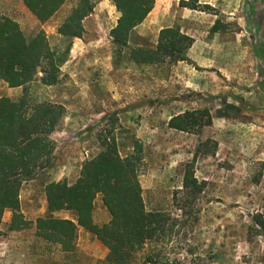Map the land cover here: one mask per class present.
Returning a JSON list of instances; mask_svg holds the SVG:
<instances>
[{
  "label": "rangeland",
  "instance_id": "374dc122",
  "mask_svg": "<svg viewBox=\"0 0 264 264\" xmlns=\"http://www.w3.org/2000/svg\"><path fill=\"white\" fill-rule=\"evenodd\" d=\"M20 1L0 0V15L18 20L29 38L42 30L61 69L60 90L45 88L40 74L25 86L27 108L58 99L66 105L60 123L41 137L50 145L51 164L20 187L21 213L30 225L11 233V212L3 214L0 264L103 262L106 248L84 229L75 249L62 253L32 228L37 216H50L46 183L73 184L105 138L115 141L121 158H141L145 210L174 219L164 247H144L135 264H264V0H198L204 14L186 26L202 36L217 22L207 35L211 50L185 62L145 65L133 64L126 48L94 43V28L70 53L73 39L60 42L55 34L78 0H69L44 29ZM185 112L204 113L187 131L168 127ZM187 167L195 182L183 189ZM53 217L76 218L71 211ZM92 217L99 226L109 220L100 197Z\"/></svg>",
  "mask_w": 264,
  "mask_h": 264
},
{
  "label": "trees",
  "instance_id": "16d2710c",
  "mask_svg": "<svg viewBox=\"0 0 264 264\" xmlns=\"http://www.w3.org/2000/svg\"><path fill=\"white\" fill-rule=\"evenodd\" d=\"M66 1L22 0V3L40 24H44ZM112 1L120 13L116 27L110 31L112 43L119 49L128 48L130 31L146 18L154 0ZM179 6L200 10L198 0H181ZM93 8L92 0H78L57 33L80 38L81 22ZM216 26L217 22L212 32H216ZM192 42V38L176 27L162 29L154 50L132 48L129 58L136 64H158L166 60L185 62ZM56 56L42 30L29 38L15 20L0 15V81L8 87H23L24 94L25 86L39 74L43 85H55L60 73ZM203 113L185 112L172 117L168 127L187 131L195 115ZM62 116L61 105L43 103L28 109L24 95L18 102L0 98V223L4 212L10 211L9 231L30 225L21 213L20 187L51 164L50 145L46 141L43 143L41 137L46 130L56 127ZM209 122L210 119L199 125ZM100 144L102 151L84 163L73 184L58 181L45 186L48 211H71L75 214V222L55 217L37 218L35 235L59 245L63 252H72L78 229L82 228L107 249L101 264H135L137 254L144 247H164L172 233L174 219L167 213L145 210L138 179L141 158L136 154L121 158L114 140L100 139ZM191 182H195L193 171L187 167L182 188L187 189ZM97 197L109 215V221L101 226L95 224L92 217Z\"/></svg>",
  "mask_w": 264,
  "mask_h": 264
},
{
  "label": "crops",
  "instance_id": "0c3cea01",
  "mask_svg": "<svg viewBox=\"0 0 264 264\" xmlns=\"http://www.w3.org/2000/svg\"><path fill=\"white\" fill-rule=\"evenodd\" d=\"M68 1L69 0L66 1V3L58 10V12L54 16H56L57 14L62 12V10L65 8ZM92 1L94 3L93 11L87 17H85L81 22V26L83 29L82 36L80 38H70V39H73V40H71L72 50H70V53H73L72 51H74L75 48L79 47V43H83V40H86V38L89 37V34L92 32L91 29H93V28H94V43L98 44V43L104 42L108 45L114 46V44L112 43V38L110 37V31L116 27L117 20L120 17V13L116 10L112 0H92ZM179 1H181V0H154L152 10L149 12V14L146 16V18L142 21V23H140L139 25H137L136 27H134L130 31V34L128 36V41H127V47L128 48H126V49L130 50L132 48L133 49L134 48H145V49H149V50H154L157 46V43H158L159 32L162 29L176 27L180 30V32L182 34L189 36L193 40L192 45L186 51L187 59L196 58L197 52H200V53L205 55L208 51H210L211 49H210V44H209L210 42L209 41H211V39H210V37H207V35L209 34L214 23H210L206 27L207 30H204L203 26L201 27V26L196 25V27L198 28V31L204 30L206 32H203L204 33L202 35L203 37L194 35L192 33V31L189 30V28L186 26V24L188 23V21H190L192 19H196V20L198 19L199 20L200 17L202 16V14H204V13L201 10H191L188 8L180 7ZM182 1H188V0H182ZM20 2L22 4V8H24L25 12H27L34 19L35 24L39 25L40 28H42V29H44V26L47 24V22L51 21V19L54 18V16H53L46 23L40 24L31 15V13L24 7L22 0ZM198 4H199V1H198ZM100 15H104V16L100 17ZM91 16L92 17L94 16V21H88V19ZM65 19H66V17L63 20H65ZM13 20H15L19 24L18 20H16V19H13ZM99 32H102V34H100ZM55 35H56L55 38L60 42H63L66 38H68V37H64L60 34H55ZM47 39H48V43L50 45L51 39H49L48 37H47ZM199 45H200L201 49L199 51H197V48ZM204 46H206V47L204 48ZM74 53H76V52H74ZM132 63L136 64L134 62H132ZM136 65H145V64H136ZM60 72H61V69H60ZM59 75H60V73H59ZM59 79H60V76L58 77V80ZM57 83L53 86H45V85H43V86H45V88H48L49 90H54L55 87L56 88L58 87ZM58 90H60V86L58 87ZM110 90H112V89H110ZM110 94H112L111 91H110ZM22 95H23V87L10 88L7 86L6 83H4L3 81H0V98L6 97V98H9L11 101L18 102L20 100V98L22 97ZM55 104H60L63 107H65V105H66L65 102H63L60 99H58ZM59 167H56V169L58 170ZM51 182H58V179H50L48 181V183H46V184H49ZM19 201H20V198H19ZM20 207H21V205H20ZM45 209L50 215L48 217H53V215H56V214H59L60 212H62V211L49 212L47 209V205H46ZM37 218H47V217L37 216L34 219L33 226H34L35 220ZM2 219H3V217H2ZM62 219H64V218H62ZM75 220H76V218H75ZM75 220H71V221L75 222ZM1 222H2V220H1ZM0 225H1V223H0ZM11 233H13V232L11 231ZM32 233H33V236L36 237L35 227L32 228ZM62 253H68V252L62 251Z\"/></svg>",
  "mask_w": 264,
  "mask_h": 264
}]
</instances>
